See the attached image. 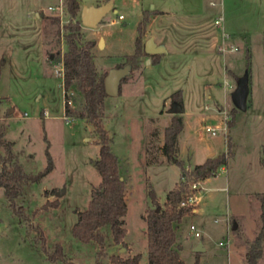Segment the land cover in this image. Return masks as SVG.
Segmentation results:
<instances>
[{
	"label": "rangeland",
	"instance_id": "rangeland-1",
	"mask_svg": "<svg viewBox=\"0 0 264 264\" xmlns=\"http://www.w3.org/2000/svg\"><path fill=\"white\" fill-rule=\"evenodd\" d=\"M80 1L83 6L106 0ZM157 8L169 12L151 14L146 34L163 24L159 40L169 50L155 61L145 56L124 79L120 93L106 96L99 108L127 181L129 203L125 243L110 239L108 253H141L139 264H148L145 217L155 206L149 189L152 185L164 204L185 171L190 182L201 180L206 188L197 194L198 211L178 224L184 264H195L197 256L199 264H245L250 242L264 231L257 195L264 191V0H114V9L97 27H81V41L96 40L93 55L99 76L129 62L143 11ZM220 15L224 21L217 25ZM57 16L59 22L54 21ZM78 19L80 13L72 18L64 0H0V122L28 172L47 165L45 150L50 145L54 169L26 186L18 198L30 221L43 228L48 245L61 242L75 263L97 264V245L80 242L72 226L101 180L95 166L100 135L81 115L84 95L76 86L65 87L63 62L56 58L59 49L63 53L68 48L66 24ZM201 29L208 34H200ZM102 36L106 40L99 45ZM239 85L249 89L248 108H238L229 125L235 107L232 93ZM179 89L183 114L170 112L172 94ZM176 114L184 125L170 156L164 151L166 127ZM228 140L225 170L221 166L211 179L191 175L192 163L217 158L228 150ZM211 151L217 153L207 157ZM38 236L13 211L0 186V264H65L47 258ZM201 240L206 249L196 251ZM105 264H111L109 258ZM259 264H264V241Z\"/></svg>",
	"mask_w": 264,
	"mask_h": 264
},
{
	"label": "trees",
	"instance_id": "trees-1",
	"mask_svg": "<svg viewBox=\"0 0 264 264\" xmlns=\"http://www.w3.org/2000/svg\"><path fill=\"white\" fill-rule=\"evenodd\" d=\"M64 2L72 18L77 17L81 12V1L64 0ZM155 12L157 11H143V17L138 24V35L135 38V51L128 56V61L132 63L133 67L138 66L139 62L149 55L145 50L144 36L150 15ZM54 21L59 22L60 18L58 16L54 17ZM65 27L68 29L65 34L68 48L63 53L61 49L56 53L57 60L63 62L64 85L66 88L76 86L83 93L85 114L81 115H85L90 119L100 135L99 157L96 159L95 166L101 175V180L92 189L88 205L78 212V218L72 226V232L80 242L95 243L97 245V264H105L106 258H109L111 264H139L142 258L141 253L128 257H123L119 253H108L110 239L116 244L125 243V237L128 233L125 216L129 210L127 181L121 171L120 159L112 148V136L99 109L100 104L108 96L105 87V77L108 72L98 75L93 55L96 40L81 41L82 21L79 19L76 21L70 20ZM57 34H61L60 27L57 29ZM161 54H151L153 61L157 60ZM172 99L173 102L180 104L182 107L184 106L181 89L172 94ZM237 110L236 106L232 109L231 118L228 119L229 125L235 122ZM183 125V117L176 114L171 124L166 127L164 145L166 154L171 156L176 150L177 136ZM5 133L6 128L0 122V186L4 188L10 207L16 214L28 221L31 228L38 231V239L41 241V246L48 259L54 262L62 261L65 264H77L67 257L61 242H56L53 246L47 244L43 228L40 225H33L30 216L18 202V198L22 195L26 186L41 181L54 169L55 163L50 145L48 144L45 150L48 160L47 165L38 172H28L20 162L18 155L13 151L14 142L8 139ZM229 147L231 145L228 140L227 151L221 153L217 158H209L203 163L196 164L191 171V175L202 180L217 175L220 167L227 163L230 152ZM261 162L264 165V151ZM186 177L187 172L184 171L183 179L176 182L167 192L164 204L158 199L156 190L152 185L149 189L151 200L155 206L147 211L145 217L148 238V264L185 263L177 245V229L184 216L193 211L192 207L180 206L183 194L190 185V181ZM257 195L261 200L262 215L264 216V191L258 192ZM48 202L53 205L58 203L56 201ZM48 202L44 207L48 205ZM263 241L264 231L250 242L246 251L245 264H259L263 254ZM199 261L197 256L195 264H199Z\"/></svg>",
	"mask_w": 264,
	"mask_h": 264
},
{
	"label": "water",
	"instance_id": "water-1",
	"mask_svg": "<svg viewBox=\"0 0 264 264\" xmlns=\"http://www.w3.org/2000/svg\"><path fill=\"white\" fill-rule=\"evenodd\" d=\"M112 9H114V0H106L98 5H83L80 12L82 24L89 27H97L104 16ZM102 41H104V39L101 37L99 45H101ZM145 50L149 54H157L165 52L167 48L164 44H158L154 37H150L145 42ZM148 58V60L152 61V57ZM132 68V63L128 62L123 65L121 63H117L109 69L105 77V87L108 95H118L120 93L122 81L131 73ZM248 95V87L245 85H239L232 93V99L235 106L246 110L248 108ZM170 111L174 113H181L183 111V107L174 102ZM64 191L65 189L63 188L57 193L58 195H61ZM236 227L237 223L234 224V228ZM205 249L206 247L202 240L195 247L196 251H202Z\"/></svg>",
	"mask_w": 264,
	"mask_h": 264
},
{
	"label": "built area",
	"instance_id": "built-area-1",
	"mask_svg": "<svg viewBox=\"0 0 264 264\" xmlns=\"http://www.w3.org/2000/svg\"><path fill=\"white\" fill-rule=\"evenodd\" d=\"M120 18H123V14L119 15ZM224 21V16L220 15L219 17H217L215 19V23L217 25H222ZM224 36L228 37L229 34L224 32ZM223 48V50L225 49V47H221ZM238 47L237 46H232L231 49L232 50H236ZM207 130H212L213 133L216 132V130L213 127L207 126ZM222 169L225 170V167L222 166ZM199 191L202 192V184H201V180L199 181H194V182H190L189 188L185 191V193L183 194V197L180 201V206H189L192 207L194 209V207L196 206V202L198 199V193ZM191 230L194 231V233L197 236H200L201 233L197 230V227L195 224H191Z\"/></svg>",
	"mask_w": 264,
	"mask_h": 264
},
{
	"label": "crops",
	"instance_id": "crops-1",
	"mask_svg": "<svg viewBox=\"0 0 264 264\" xmlns=\"http://www.w3.org/2000/svg\"><path fill=\"white\" fill-rule=\"evenodd\" d=\"M158 13H156V14H154L155 16H157L159 13L160 14H162V13H167V12H169L168 10H165V9H159V8H157V9H155ZM153 15V16H154ZM151 27V26H150ZM165 26L162 24V25H159V26H154V28L151 30L150 28H148V31H147V34H146V36H145V42H146V40L148 39V38H150V37H154V39H155V41L158 43V44H164L165 46H166V48H167V50L165 51V52H167L168 50H169V48L167 47V45L165 44V42H161L160 40H159V34H162L163 32H165ZM200 34H202V35H204V34H208V31H204V29H201L200 30V32H199ZM102 38L104 39V41L106 40V38H104L103 36H102ZM104 41H102L103 43H104ZM165 52H163V53H165ZM249 54H250V52H249ZM148 57H152V61H153V56H151V54H149V55H147L146 57H145V59H147ZM249 96V95H248ZM184 109H185V106H183V111L181 112L182 114H183V112H184ZM171 112V111H170ZM212 152H215V153H217L216 151H211V152H209L208 154H207V157H208V155H210ZM262 155H263V152H262V154H261V157H262ZM206 160V159H205ZM204 162V161H203ZM200 163H202V162H200ZM195 164H198V163H192V165H195ZM190 165V164H189ZM188 166V165H187ZM226 168V167H225ZM208 179H211V177H209ZM205 188H206V186L202 183V193L205 191ZM193 211L194 212H197L198 211V209H196V206L194 207V209H193ZM233 217V216H232ZM232 219V218H231Z\"/></svg>",
	"mask_w": 264,
	"mask_h": 264
},
{
	"label": "bare ground",
	"instance_id": "bare-ground-1",
	"mask_svg": "<svg viewBox=\"0 0 264 264\" xmlns=\"http://www.w3.org/2000/svg\"><path fill=\"white\" fill-rule=\"evenodd\" d=\"M103 43V42H102Z\"/></svg>",
	"mask_w": 264,
	"mask_h": 264
},
{
	"label": "flooded vegetation",
	"instance_id": "flooded-vegetation-1",
	"mask_svg": "<svg viewBox=\"0 0 264 264\" xmlns=\"http://www.w3.org/2000/svg\"><path fill=\"white\" fill-rule=\"evenodd\" d=\"M123 65V64H122Z\"/></svg>",
	"mask_w": 264,
	"mask_h": 264
}]
</instances>
